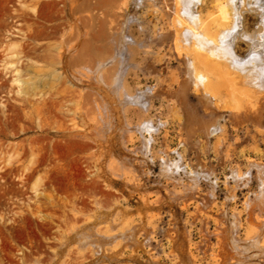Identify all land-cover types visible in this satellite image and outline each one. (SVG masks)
<instances>
[{
    "label": "bare ground",
    "instance_id": "6f19581e",
    "mask_svg": "<svg viewBox=\"0 0 264 264\" xmlns=\"http://www.w3.org/2000/svg\"><path fill=\"white\" fill-rule=\"evenodd\" d=\"M147 1L149 3V0H130L128 2L126 0H63L64 10L61 12L68 8L65 15L71 19L68 22L69 36L68 32L66 33L68 36L67 45L64 43L66 40L62 41L66 48L57 50V54H54L56 56L49 53V50L52 51L54 48L47 47L48 53L53 56L43 58V61H46V64L49 63L50 67L53 66L54 70L51 71V68L48 78L46 77L45 81L42 79L43 89L38 87L40 82L38 85L32 84L31 78L17 79L18 83L27 87L25 91H21L24 96L22 102H19V105L11 106L13 120L9 123V127L13 129L12 135L15 138L30 132L37 135L28 140L25 137L23 141L13 147L16 163L28 162V166L25 168L28 173L25 174V179L21 184L24 186L32 182V187L37 186L41 189L38 196L44 199L45 206H56L61 210V215L65 219L64 227L72 233L65 239L75 243L76 247L78 245V250L86 252L88 255L91 253L93 256L102 257L106 253H111L116 256L130 241V238L132 239V231L123 227V215L117 213V209L120 207V204L116 202L118 197L114 198L110 192L106 193L102 190L103 192L101 195L98 194L99 196L97 193H91V190H89L91 194H75L76 192H73L75 194L73 196V193L70 192L72 197L62 201V204H59L61 201L59 198L56 200V195L46 192L55 187V181L58 179H54V177L51 179V176L48 175L52 172L55 174L57 172L55 170L59 166L55 152L57 146L64 144L80 146L82 159L89 164V168L93 167L97 176L111 190L115 181L104 178L101 173L109 154V136L111 134L118 136L122 146H131L129 152L143 159L141 162L143 168L148 167L149 162L154 165L156 159L160 162L159 174L161 178H165L174 185V182L186 177L191 196H197L199 190L201 191V188L205 186L208 195L205 194L210 197L211 201V198H215L218 183L217 172L213 167L201 163L198 158L200 156H196L194 164L190 163V160L187 162L183 155H179L180 152H177L178 159L173 158L171 153L177 150L170 148L165 133V136L161 137L163 139L161 148L155 153L156 137L162 136L163 132H166L165 128L170 122L167 118H170L175 125L177 124L179 130L181 129L178 144H182L186 150L196 148L200 150L203 149L202 146H210V139L222 138L225 117L220 115L219 111L223 109L228 112L229 120L233 124L241 125V123L249 122L258 128L264 127V0H213L216 2L215 17L209 21L201 14L206 0H162L164 9L169 11L166 14L167 21L165 23L163 19H161L162 21L156 19L152 28L149 27L150 22L147 21L148 13L138 14L139 12H135L131 16L128 11L130 2H132V8L137 11L144 7L146 9V6H149L146 4ZM48 3H50L49 0H32V18L36 19L40 13L39 8L41 9ZM152 3L157 5L155 4L156 0H152L149 4L152 5ZM123 6L126 9L119 21L116 11ZM151 9L153 7L148 11L151 12ZM248 11L256 13L258 16L254 30L250 32L244 29L241 24L243 15ZM36 22H34L35 25ZM137 22H139L144 35L136 36L132 32V26ZM62 27L65 28V25L63 24ZM68 28H66L67 31ZM42 35L44 36L45 33ZM41 36H39V40L43 39ZM158 38H161V41L170 40L169 47L172 48L182 66V79L180 81L174 79L175 86L169 84L170 80L168 84L164 80H159V83L154 86L145 84L143 87L138 86L133 91L129 90L128 78L132 74L136 76L138 71H145L144 74H153L151 67L154 61H158V58H155L158 53L153 51L152 46H154L153 43L158 42ZM147 39L151 40V44L139 49L137 46ZM240 42L247 46L246 54L243 56L238 55L235 50L236 44ZM36 51L39 50L32 47L25 52V56L37 58ZM48 53L46 56L49 55ZM154 53L156 54L154 55ZM39 56L42 55L39 54ZM34 64H36L35 60ZM161 64L163 63L161 62ZM32 68L34 71L30 72L39 76L40 68H36V65ZM29 69L31 70V68ZM46 69L44 72L49 71ZM38 80L40 81L39 78ZM174 87H177L175 91H173ZM189 92L194 94L197 106L202 108V113L195 105L190 104ZM38 96L42 99L36 103L33 98ZM155 97H160L158 99L163 102L167 99L169 104H172L170 112L166 111L169 113V117L167 116L166 119H163L164 114H162V118L160 116L163 111L159 116H154L155 118L150 116ZM227 101L232 104L228 105ZM40 106L45 108L47 116H44L45 118L42 116L44 119L41 121V117L38 116L39 121H37V118L34 120L32 117L33 110L27 109L33 108V112L38 113ZM158 107V109L161 108L160 105ZM167 107L169 108V106ZM55 110L60 112V115H56ZM131 111L138 112V122L131 121ZM130 114L131 116H129ZM19 121L25 125L18 127ZM3 125H7V123L4 122ZM3 129L2 127L0 131V141L3 138H8ZM19 150H22V153H19ZM51 164L57 168L54 171H44L43 167ZM125 167L122 164L117 165L114 161L107 163V168L114 174L113 177L117 173L128 171ZM41 171L45 172L43 177L39 175ZM229 175L233 185L229 179H226L224 184L228 201L235 199L237 190L242 188L250 190L252 185L249 186V184L253 181L257 184V190L254 192L250 190L251 196L244 201V211L248 212L246 221L254 229L252 232L254 234L243 241L239 239L240 222L237 216L241 212L238 215H232L233 222L226 223L222 225L224 226L222 229L220 228L219 241L222 244L220 254L228 264H250L251 260L245 257L244 249L247 252L249 248L254 249L259 253L258 256H264V162L249 160L246 168L231 165ZM93 183L92 185L95 186ZM186 189L188 188L186 187ZM190 194L188 198H190ZM236 199L238 198L236 197ZM233 202L235 203V201ZM206 203L210 205L209 202ZM205 206L208 207L207 204ZM205 206L203 209L206 208ZM62 235V243L68 244L63 242L65 239L64 234ZM248 244L250 247H247ZM126 248L128 247L126 246ZM60 251L61 249L59 253ZM56 253L59 254L58 251ZM64 260L61 264H67Z\"/></svg>",
    "mask_w": 264,
    "mask_h": 264
},
{
    "label": "rangeland",
    "instance_id": "374dc122",
    "mask_svg": "<svg viewBox=\"0 0 264 264\" xmlns=\"http://www.w3.org/2000/svg\"><path fill=\"white\" fill-rule=\"evenodd\" d=\"M128 1L130 0H126V2ZM150 1L152 2V0H149V3H151ZM214 1L206 0L202 8V17L208 19V21L215 17L216 2ZM49 2L50 3L46 6L41 7V9L39 8V16L33 19L31 12L32 0H0V131L3 127V130L8 136L7 139L3 138L0 141V264H49V262L50 264H61L63 259H65L64 261L67 264H228L220 254L222 244L219 241V237L221 236L219 232L224 227L222 225L233 222L232 215H238V213L241 212L239 214L240 217L237 216L240 222V225L238 224L240 230H238V238L243 241L251 235L253 236L254 233L252 232H254V229L246 221L248 212L246 209L247 213L244 211V201L247 197L251 196V191L254 192L257 190V184L255 181L249 184V186H253H251V191L246 190L247 188L237 190L235 199L236 197L238 199L233 200L235 203L226 199V185L224 184L226 179H229L230 183L233 182L229 175L231 165L246 168L249 160H262L264 162V127L258 128L255 124L249 122L243 123L244 125L242 123L241 125L239 123L237 125L233 124L229 120V114L225 109L219 111L220 115L225 117V121L223 122L225 128L221 136L222 138L210 139V146H202L203 149L201 148L200 150L197 148L194 150H186L182 144H178L181 129L179 130V126L172 123L173 121H171L170 118H167V116L169 117V113H166V111L170 112V107H173L171 106L172 104H169L170 102H168L167 99L163 102L161 99H158L160 97H155L156 99H153L150 113V116L155 118L163 111L160 115L161 118L163 116L162 114H164L163 119L167 118V120L170 121L169 127L167 126L165 128L166 132H163L162 136L159 135L156 137L154 144L155 153L161 148V140H163L161 137L166 135L170 148L177 150L171 153L173 158L178 159L177 152H180L179 155H183L187 162L190 160V163L193 162L194 164L196 163V156H200L198 158L201 163H204L208 167L211 166L216 170L218 183L215 190V200L211 198V201L214 200V203L212 202L213 204L209 200L210 197H207L208 193L205 186L201 188L202 192L199 190L196 194L197 196H191L188 187V179L186 177H182V180L174 182V185L165 178H161L159 174L160 162L156 159L154 165L149 162V166L144 167V169L141 164L143 159L129 152L131 146H122L118 136L116 137L112 134L109 136V154L101 173L104 178L115 181L111 190L109 187H106L107 185L97 176L93 167L89 168V164L82 159L80 146L64 144L55 148L56 157H58V168L51 164L43 167V169L44 171H54L56 168L58 169H56L55 172L57 171L59 173L56 172L54 174V172H52L48 174L51 176V179L52 177H54V179L58 178L55 181L57 187L55 185V187L48 189L46 192L54 196L56 195V200L58 198L61 200L59 204H62V201L69 200L75 194L97 193V195H101V192L104 191L106 193H112L114 198L118 197L117 199L119 201L117 200L116 202L120 204H118L120 207L117 209V213L123 215V227L125 226V229L132 231L131 233L133 236L116 256L111 253H106V255L102 257L99 255L93 256L91 253L88 255L86 252L79 251L78 245L76 247L75 243H72L69 239H65L72 235V233L64 227L65 219L61 215V210L56 206H45L43 203L44 199L38 196V194L41 193V189L37 186L32 187V182L24 186L21 184L25 179V174L28 173V171L25 170L26 166H28V162L22 161L16 163L14 160L15 150L13 147L16 146L17 143L23 141L25 137L26 140H28L35 138L37 135L36 133L30 132L19 138H15L12 135L13 129L9 127V123L13 120L11 106L19 105V102H22L24 96H22L21 91H25L27 87L24 86V88L22 84L17 82V79L21 78L22 80H27V78H31L32 84L36 83L38 85L40 82L38 87L42 90L44 87L42 79L45 81L50 72L54 70V67H50L49 63L46 64L47 62L43 61V58H50L54 54H57L59 49L66 48L65 44L67 45L69 36L68 22H70L71 19L65 15V13L68 12V8H66L64 12H61V10H64L63 0H49ZM162 2V0H156L155 4L157 5L152 3V5H154L152 6L147 1L146 4L149 6H146V9L144 7L141 8L142 10L138 9L137 11L132 8V2H130L131 4L128 11H130L131 16L134 15L135 12H139L138 14L148 13L147 21L150 22L149 27L152 28L156 19L160 21L163 19L165 23L167 21L166 14L169 11L168 9H164V4ZM151 6L153 9L155 6L156 7L154 10L151 9L150 12L148 9L152 8ZM125 9L126 7L123 6L120 10H115L119 21H121ZM213 13L214 15H212ZM161 15H163V17H160ZM63 17L65 18L63 19ZM65 20L67 24H65ZM257 21V14L248 11L243 15L241 24L244 29L250 32L254 30ZM34 22H36V25ZM63 24L65 28L62 27ZM66 28H68V31ZM131 30L136 36L138 34L144 35L139 22L133 24ZM44 33L45 35L43 36L42 34ZM51 33L52 35H50ZM63 35L67 37L65 38ZM39 36H41V38L43 37V39L39 40ZM149 40L150 39H147V41L145 40L137 47L142 49L144 46L151 44V40ZM62 41H65V44H63ZM153 45L152 49L154 52L158 53H154V55L156 54L155 58H158L157 60L159 63L153 60L154 62L151 67L153 71L152 75L144 74L145 71H138V75L136 76L132 74L128 78L129 90L133 91V89L138 86L140 87L141 85V87H143L145 84L154 86L159 83V80H164L167 84L171 81L169 84L175 86L176 82L174 79H176V81L182 79V66L172 51V48L169 47L170 40L161 41V38H158V42L153 43ZM48 46H52V48L56 50L54 51V49L50 48L52 49V51H50L47 48ZM32 47L39 50L38 52L36 51L38 54L37 58H27L25 56V52L32 49ZM48 50L49 53L53 55H50ZM235 50L238 55L243 56L246 54L247 46L240 42L236 44ZM47 53L49 54L48 56H46ZM39 54L42 56H39ZM33 59L36 64H34ZM43 62L46 63L44 64ZM161 62L163 64H161ZM35 65L36 68H40L39 76H36L34 72V74L30 72L34 71L32 70V66L35 67ZM29 68H31V70ZM45 68L49 71L46 69L47 72H44ZM30 76L34 77L32 78ZM157 77L158 79H156ZM176 88L177 87H174L173 91H175ZM189 93L190 104L192 103L191 105H195L196 108L201 111L199 112L202 113V108L197 106V99L194 97V94L191 92ZM39 99L42 98L40 96L34 97L33 101L39 103ZM159 100L161 101L159 102ZM230 104L232 103L228 102V105ZM159 105L161 107L160 109H158ZM167 106H169V108ZM40 109L38 113L33 112V108L27 110H33L31 113L33 119L36 120L37 118V121H39L38 118L41 117V121L45 118L44 116L47 115L45 114L46 110L44 107L40 106ZM57 112L58 111L55 110V114L60 115V112ZM130 113H132V116L131 114L129 115L132 117V119L129 117L131 121L133 123L138 122V112L131 111ZM4 122L7 123V125H3ZM24 125L25 123L19 121L18 127ZM120 145L126 150L124 148L122 149ZM19 153H22V150H19ZM111 161L116 162L117 165L122 164L126 166L125 168L129 172L126 171V173L124 171V173H117L116 175H119V178L116 175L113 177L114 174L107 168V163ZM44 174L45 172L41 171L39 175L42 176ZM59 179H61V181H59ZM92 183L95 184V186L92 185ZM203 184L206 185L205 183ZM231 185H233V183H231ZM97 186L99 187L97 188ZM186 187L188 189H186ZM89 190L92 192L90 193ZM70 192L71 194L73 192L76 193H73L71 196ZM189 194L190 198H188ZM206 202H209L210 205ZM205 204H207L208 207L205 206ZM204 206L206 208L203 209ZM147 213L150 214V216H148ZM151 216L152 218L149 219ZM224 219L225 222L223 223ZM62 221L64 222L62 223ZM62 234H64L65 239L63 242L68 243L66 245L62 243ZM61 243L63 246H61ZM126 246L128 248H126ZM248 246L250 247L249 244L247 247ZM60 249L62 252L60 251L59 253ZM244 250L245 257L251 260L250 264H264V256H258L259 253L256 250L251 248H249L248 252L246 249ZM57 251L59 256L56 253ZM70 251L71 253H68ZM250 257L252 259H249ZM86 258L90 260H85ZM68 261L70 262L68 263Z\"/></svg>",
    "mask_w": 264,
    "mask_h": 264
}]
</instances>
